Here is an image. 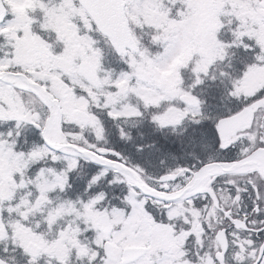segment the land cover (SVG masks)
<instances>
[{"label":"snow or ice","instance_id":"snow-or-ice-1","mask_svg":"<svg viewBox=\"0 0 264 264\" xmlns=\"http://www.w3.org/2000/svg\"><path fill=\"white\" fill-rule=\"evenodd\" d=\"M0 264H264V0H0Z\"/></svg>","mask_w":264,"mask_h":264}]
</instances>
